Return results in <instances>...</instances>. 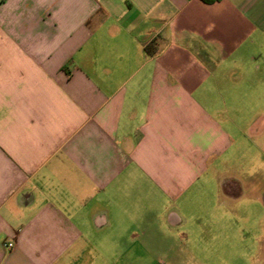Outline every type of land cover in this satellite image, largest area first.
Instances as JSON below:
<instances>
[{
  "label": "crops",
  "instance_id": "crops-1",
  "mask_svg": "<svg viewBox=\"0 0 264 264\" xmlns=\"http://www.w3.org/2000/svg\"><path fill=\"white\" fill-rule=\"evenodd\" d=\"M196 224L264 264V0H0V264H135Z\"/></svg>",
  "mask_w": 264,
  "mask_h": 264
},
{
  "label": "rangeland",
  "instance_id": "rangeland-1",
  "mask_svg": "<svg viewBox=\"0 0 264 264\" xmlns=\"http://www.w3.org/2000/svg\"><path fill=\"white\" fill-rule=\"evenodd\" d=\"M197 218V217H196ZM205 219V217H202ZM241 223L240 217L234 218ZM258 217L256 215L248 216L246 223L248 225L256 226ZM233 223H236L233 220ZM207 222V221H206ZM196 223H198L196 219ZM245 223V220H244ZM244 231L242 235L245 233ZM245 233L248 237L241 238V233L232 237V246L224 248L218 245H210L208 234L201 233L196 224V234L192 242L185 245H174L166 247H152V248H137L135 264H244V261H239V257H244V248L240 246L247 242L253 241V233ZM177 235H170L176 237ZM173 256L181 260L168 263L165 258ZM249 264H251L249 262Z\"/></svg>",
  "mask_w": 264,
  "mask_h": 264
},
{
  "label": "trees",
  "instance_id": "trees-1",
  "mask_svg": "<svg viewBox=\"0 0 264 264\" xmlns=\"http://www.w3.org/2000/svg\"><path fill=\"white\" fill-rule=\"evenodd\" d=\"M203 1H205V2H212V1H214V0H203Z\"/></svg>",
  "mask_w": 264,
  "mask_h": 264
},
{
  "label": "built area",
  "instance_id": "built-area-1",
  "mask_svg": "<svg viewBox=\"0 0 264 264\" xmlns=\"http://www.w3.org/2000/svg\"><path fill=\"white\" fill-rule=\"evenodd\" d=\"M12 245V243H8V246H11Z\"/></svg>",
  "mask_w": 264,
  "mask_h": 264
}]
</instances>
